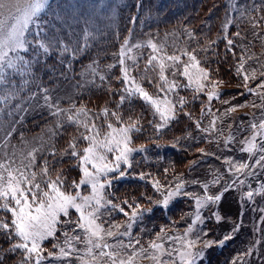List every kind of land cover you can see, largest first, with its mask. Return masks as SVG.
Segmentation results:
<instances>
[{"label": "snow or ice", "instance_id": "snow-or-ice-1", "mask_svg": "<svg viewBox=\"0 0 264 264\" xmlns=\"http://www.w3.org/2000/svg\"><path fill=\"white\" fill-rule=\"evenodd\" d=\"M231 11L239 13L236 20L229 18ZM75 19L72 5L65 8L50 0H0V112L12 118L8 130L0 137V238L8 245L4 248L0 244V252L5 254L0 256V264H5L6 257L15 253H19V259L14 264H141L142 261H148V264H197L206 250L225 246L242 227V223L234 222L230 232L219 239H209V231L199 225L213 217L219 223L223 217L217 211H211L210 216L204 217L202 213L205 210L219 205L225 193L243 187L249 177L255 179L258 186L251 188L249 184L250 190L240 199L264 198V182L259 180L264 176V62L251 54V40L237 45L228 35L229 25L235 22L239 27L240 21L247 20L253 29V38L260 40L264 48V3L238 7L234 0L228 2L222 24L223 39L227 51H233L234 47L241 49L236 65V75L242 77L237 87L244 89L240 95L251 94L256 99L244 104H230L225 100L223 103L230 106L219 114L212 111L211 104L220 97L217 88L225 82L213 79L209 68L203 66L198 56L199 52H208L216 41L209 40L205 46L190 48V43L197 41L198 37L189 29L182 33L188 39L179 46L175 40L170 45L167 36L160 41L149 36L144 41L133 42L129 30V36L111 54L114 63L101 67L98 62L100 52H97V59H92L79 73H75L80 77V89L104 86L109 95L119 94L115 108L105 104L95 111L83 101L77 105L71 96L67 97L68 106L63 107L61 101L64 97L54 96L55 88L45 86L39 73H49V81L60 77L67 80L74 73L73 61L90 47L88 38L95 39L87 30L83 32V43L78 37L74 38L75 32L66 34L65 27H71L70 20ZM231 35L241 41L246 39L240 31ZM145 49L150 50L146 57ZM53 55L56 63H47V58ZM250 60H255L259 67L251 68L248 65ZM117 67L119 75H110ZM178 77L187 82L182 83ZM112 80L120 87H113ZM146 85L155 91H150ZM33 87L37 91H33ZM179 89H191L194 99L200 94L207 97L200 110V118L210 117L209 123L206 126H202L199 120H194V123L196 129L205 134V141L216 143L221 153L232 151L230 145L237 143V135L230 132L221 140L216 135L220 133L223 136L218 124L232 118L238 108L254 110L247 122H241L236 129V133L248 132L238 141L239 152L246 154L247 158L237 160L231 155L222 157L204 148L197 149L203 156H215L226 165L231 181L222 185L223 175L219 169L212 172V179L208 181H188L182 174L168 180V169H165L166 182L162 183L149 173H141L139 178L148 179L160 197L154 199L141 193L149 204L167 207L174 198L183 195L194 201L195 208L194 212L181 217L182 220L190 219L182 233L169 234L167 226H164L144 242L140 236L133 235V227L152 208L142 207L136 198L115 202L108 191L114 179L126 175L127 168L132 166L133 154L146 151V145L135 144L133 135L143 131V114L125 117L122 105L127 102L130 111L136 100L149 106L152 116L158 121L152 119L147 123L155 130L156 137H162L163 130L176 119L178 110H183L188 103L185 96L179 95ZM41 100L42 104L39 103ZM32 108L46 109L52 124L44 135L34 138L35 143L23 137L22 146L12 143L16 126H22L24 113ZM17 115L19 119H15ZM184 115L193 119L191 112H184ZM4 127L5 121L0 119V129ZM68 127H73L75 132L70 134L66 146L58 149L57 138ZM228 127L232 128V125ZM157 147L162 145L157 144ZM57 156L75 160L74 167L80 174L78 180L72 179L69 183L64 169L55 170L53 176V161ZM196 163L191 162L189 167ZM189 184L198 185L203 194L185 191ZM215 185H221L218 194L211 191ZM258 210L264 214V208ZM114 214H122L125 219L117 221ZM260 220L264 221V215ZM255 231L264 233V226L254 225ZM50 240L54 241L51 247H45V242ZM262 240L264 236L234 258L231 264H248L245 258L253 255L255 244Z\"/></svg>", "mask_w": 264, "mask_h": 264}, {"label": "rangeland", "instance_id": "rangeland-1", "mask_svg": "<svg viewBox=\"0 0 264 264\" xmlns=\"http://www.w3.org/2000/svg\"><path fill=\"white\" fill-rule=\"evenodd\" d=\"M139 1L143 2L145 5H148L149 7L150 5L153 6L156 5L159 11L163 10L164 12L160 14H155L145 11L142 17L136 18L138 23H134L133 21H131V19L128 18V15H130L132 8H134V6H136L137 2ZM262 1L263 0H234V2L238 5V7H246L248 5L259 6L263 3ZM50 2L55 5H61L62 7L65 8L68 5H72L75 9L77 19L70 20L71 27H67V26L65 27L66 34L71 35L73 34V32H75L74 38L78 37L79 42L83 43L84 42L83 32L87 30L93 33L95 39H92L91 37L88 38V44L90 47L88 48L87 51H85V53L82 56H79L77 60L73 61L74 73L70 74L67 80L64 79L63 77H60L54 81H49L48 79L49 73H44V72L39 73V76L41 80L44 82L45 86L49 88H55V91L53 93L54 96L64 97V99L61 101L63 107L68 106L67 97L71 96L74 100H76L77 105H79V103L83 101L87 104L89 108L95 111H99L105 98H108L105 87L102 86L99 89L91 88V87L80 89L78 87V81H80V77L75 73H79L81 69L84 66H86L92 59H97L98 51L95 48L96 45L99 46L100 56L98 58V62L101 64V67H103L106 64L115 62L111 54L116 52L119 46H116L115 50L109 51L110 50L109 47H102L100 45L99 43L100 40H102V38H106V40H104L103 42L104 44L109 43L110 40H112L113 43H115L114 40H118L117 36L120 35L119 32L122 31L125 27H127V30L131 31L130 40L133 42L144 41L149 36L155 37L157 41H160L167 36V42L170 45L175 40L177 42V45L179 46L188 39L185 35H182L184 30L187 29L186 27L179 26L177 28L168 29L166 32L165 31L162 32L163 29H158V27L151 26L152 24L150 25L152 30H149L150 26H146V25H149V19L151 20L152 18L159 19L158 21L162 22L165 29L168 27L167 20L169 18H172L180 11L181 8L187 5L188 6L197 5L196 3L198 2V0H50ZM222 3L223 0L220 2V4ZM209 4L210 5L212 4L213 9L217 7L215 0H210ZM57 11H59V9H57ZM233 14L234 15L229 16V18L236 20V18L239 16V13L233 11ZM202 16L203 13L199 15L198 19H200V21L197 22L195 26H200V25L204 26L203 28L204 30L206 29V25L205 23L201 22V20L203 19ZM86 20L89 22L85 23ZM158 21L157 24L159 26ZM242 23L248 24L247 20H243L239 22V26ZM231 25H234L236 28H238L235 22ZM231 25H229V28L231 27ZM237 31H240L241 35L246 37V39L241 41V43L247 44L248 41L251 40L253 44V47L251 49V54H254L256 57H259L260 60L264 62V55H262V53H264V48L260 47L261 46L260 40L253 38L252 35L253 29L250 26L247 27L246 25H244L241 27V29H237L236 32ZM199 32H202L200 35L202 39L207 38L205 30ZM242 32L245 34H243ZM116 33H118L117 36ZM169 33H175L176 35L175 36L168 35ZM216 36L217 35L215 36L213 35L209 38L215 40L216 43L220 44L219 50H222L223 48L226 49V41L223 39V34L218 37ZM110 37H114L115 39L113 40ZM108 38L109 40H107ZM124 38L125 37H123V39ZM198 46H196L193 42H191L189 45L190 48H195ZM215 46L216 44L212 45V48L210 49L208 55H203L206 52L198 53L199 58L202 59L203 66H205L204 63L208 61L211 63L212 68H220L219 66L216 65L215 58L217 57L216 56L217 51ZM171 50H172L171 48L168 49L169 52H171ZM149 51L150 50L147 49L143 50L145 57L148 55ZM53 56L55 57V55ZM47 59H52V56L48 57ZM248 65L251 68L259 67V64L255 60H250L248 62ZM110 75H119V68L117 67L116 69H114ZM178 79H183L184 82H187L183 77H178ZM97 83L100 82L97 80ZM112 86L118 88L120 87V84L117 83L115 80H112ZM32 90L37 91L35 87H33ZM25 94L27 93H22V95ZM39 103L42 104L43 101L41 100L39 101ZM244 103H245L244 100L240 102L239 101L233 102V104H244ZM24 106L28 107L27 104H25ZM227 107H229V105H227L226 108ZM253 111L254 110L250 107L238 108L232 114V118H226L224 120L225 123H223V127H226L228 130V133L227 135L224 136V138L227 137L230 132H232L237 135V143L230 145L232 151L229 152L225 150L224 153L221 154L222 157L231 155L234 159L237 160L247 158L246 154L239 152L238 149L240 147V144L238 143V141L240 139H243L244 136L248 135V132L245 131L244 133H236V129L237 126L241 124V122H245V123L247 122L248 118L252 115ZM24 116L25 119L23 121L22 126L17 125L16 131L13 133L12 136V143L20 146H22L21 137H23L24 140L30 143H35L34 138L44 135V131L46 130V128L50 126L53 122L52 118L48 115L46 109L32 108L27 113H24ZM37 118H41V121H44V125H42L37 132L28 133L30 127H33L34 125L35 127L40 125L41 122H39ZM0 119H3L5 121V127L3 129H0V137H2L5 134V132L8 130V127L11 125L12 118L7 117L5 112H0ZM15 119H19V115H17ZM229 124L232 125V128L228 127ZM60 143H58V146H60ZM212 148L213 147L208 146V149H212ZM134 158H132V162H136V158L135 159ZM40 159H42V156L40 157ZM249 163H251V161H249ZM133 166L134 165H132L130 168L134 169ZM217 169H219V172L223 175V180L221 181V185L225 181L228 182L231 181V177L229 176L228 172L225 170L226 165H223L221 163V160H217L215 156H203V155H201L200 158L197 159V163L193 165V168L190 171V173H192L191 176L189 178H184V179L188 181L192 179L208 181L212 179V172H214ZM134 172L137 176H139V173H137L135 170ZM54 175H55V170L53 171V176ZM79 175L80 174L77 173L75 178L76 180L79 179ZM114 180H118V179H114ZM259 180L261 182H264V176H260ZM249 184H251V188H255L258 186L256 180L249 177L248 183H246L243 187L230 189L227 193L224 194L222 202L219 205H213L211 206L210 209L205 210L202 213L204 217H208L211 215V211H217L223 217V220H221L219 223H217V221L213 217L212 219H206L204 225H199V227L203 228L205 231H209V236H208L209 239H219L225 233L230 232L234 222L241 223L242 221L245 222L248 221L250 225L246 226L242 222V227L235 234L232 240L227 242L225 246H213L212 248L206 250L205 256L200 261H198L197 264H231V261H233L234 258L240 256L242 253L247 251L249 247L252 246L256 240H259L261 239L262 236H264V233L262 232L259 231L254 232V225L264 226V221L260 220L261 215L264 214H262L258 210L259 208H264V198L257 196L252 201H246L240 199L243 193L250 190ZM221 185L212 186L211 191L213 193L218 194L217 190L221 188ZM85 187L86 186H82V188ZM147 189L148 192L155 193L150 183L148 184ZM184 190L188 192H196L201 195L203 194V189H201L198 185L189 184ZM84 194H87V191H85ZM110 198L113 199L112 197ZM114 201L116 202L117 200ZM142 207H147V206L143 204ZM160 207H162L163 210H160L158 208V210H156V212L153 213V211L155 210L152 209L151 212H146L143 214L142 220L137 222V224H135L133 227V235H138L142 238L144 242H147L149 239L154 237L156 233L160 231L161 227L164 226H167V231L169 232V234H173V235L180 234L187 227V224L190 223V219H183V220L181 219V217L185 214L184 210L186 211V213L195 211L194 201L190 200L188 197L183 195L174 198L167 207H163V206ZM253 209H257V210L253 211ZM241 211H243V215H241ZM114 218L117 221H123L125 219L122 216V214H114ZM248 230H252V233L250 235L248 234L249 232ZM53 242L54 241L51 240L46 241L45 247L50 248L51 243ZM7 246L6 247L4 246V248H7ZM263 247H264V240H262L260 244H255V250L253 252V255L247 256L245 258L248 264H253V263L264 264ZM15 254L18 255L17 257H19V253H15ZM0 256H4V253L0 252ZM45 264H47V262H45ZM141 264H148V261H142Z\"/></svg>", "mask_w": 264, "mask_h": 264}, {"label": "trees", "instance_id": "trees-1", "mask_svg": "<svg viewBox=\"0 0 264 264\" xmlns=\"http://www.w3.org/2000/svg\"><path fill=\"white\" fill-rule=\"evenodd\" d=\"M209 1L210 0H198V2L196 3L197 5H187L181 8L176 15L167 20L168 27L165 29L162 22L158 21L159 19L153 18L152 20L149 19V25L146 26H150L152 24L151 26L158 27V29H163L162 32H166L168 29L171 28L184 26L187 29L192 30L194 35L198 37L197 41H193L196 46H205L207 45L209 40H212L209 37L213 35H217L216 37H218L223 34L222 24L225 21V13L229 2V0H223V3L220 4L222 0H219V2L218 0H215L217 7L213 9V6L212 4H209ZM262 2L264 3V0ZM145 11L155 14H160L164 12L163 10L159 11L156 5H150L149 7L148 5H145L143 2L139 1L137 2L136 6L132 8L130 15H128V18L131 19V21H133L134 23H138L136 18L142 17ZM201 13H203V19L201 20V22L205 23L206 25V29L204 30L206 31L205 33L207 35V38L205 39H202V37L200 36L202 32H199L204 31V26H195L196 23L200 21V19L198 18ZM233 15V11L228 13V16ZM157 21L159 23V26L157 24ZM244 25L249 27L248 24L242 23L238 28H236L234 25H231L228 30V35L236 41L237 45L241 44V40H239L235 36H232L231 34L235 33L237 29H241V27ZM151 26L149 30H152ZM257 31H260V29H257ZM119 33L120 35L116 33V36L118 35V40H114V37H110L115 41V43L110 40L109 43L104 44L103 42L104 40H106V38H102V40H100L99 42L100 45L102 47H109V51L115 50L116 46H120L123 37H128L126 35H129V30H127V27H125ZM107 40H109V38ZM219 47L220 44L216 43L215 48L217 51V57L215 58V60L216 65L220 68H212L211 63L208 61L204 63L205 67L209 68L213 79H220L225 82L224 84L220 85L217 89V91H219L221 94L220 97L218 99H214L211 104L212 111L217 112V114L222 112L227 105L230 106V104H233V102H240L243 100L249 101L251 99H256L251 94L240 95V93L244 92V89L242 87H237V84L242 81V77H238L236 75V65L238 58L241 54V49L239 47H235L233 48V51L229 52L225 48L219 50ZM95 48L99 52V46L96 45ZM209 52L210 50L204 53L203 55H208ZM46 62L49 64H54L56 63V59L54 56H52V59H47ZM179 80L182 83H186L183 79ZM146 87L152 92L155 91V89H153L149 85H146ZM178 92L179 95L185 96L187 98L188 103L185 105L183 110H178V115L176 119L171 121L170 124L163 130L162 137H156L154 134L155 130L152 128L151 125L147 123L148 120L152 119H157L158 121V118H154L152 116L149 106L145 105L142 101L136 100L131 106L130 111L127 102L122 105V110L125 117H127L129 114H132L134 116L141 113L143 114V131L133 133V135L135 137V144L146 145V151L134 153L133 158H136V162H132V165H134V169L127 168L126 175L123 178L113 180L111 188L108 189V191L111 193V197L113 198V200H117L116 202L123 201L125 199L131 200L133 198H136L141 203V206H143L144 204L147 207H153L152 209L155 210L153 211V213H155L158 208L160 210H163V208L158 205L149 204V201L145 198V196L141 195V193H144L146 194V196H152L154 199H159L158 194L154 192H148V179L141 180L139 176L135 174L134 170L139 173V175L141 173H149L151 174V177L159 179L161 180V182L163 181L164 183L166 182L165 169H168V180H173L174 175L182 174L183 178H189L191 176L192 173H190V171L193 168V166L189 167L191 161H197V159H199L202 155L200 152L197 151L198 148H204L206 149V151L214 152L217 155L222 154L218 151L217 144L207 143L203 138L205 134L200 133L195 127L194 120H199L202 126H206L209 123L210 117H205L204 119L200 118V110L202 107H204L205 103L207 102V97L203 94H200L199 98L194 99L193 92L191 89H179ZM107 95L108 98H105L102 106L107 104V106L114 109L116 102L119 100V94L109 95L107 93ZM232 97H235V99H232ZM225 100L230 101V104H224L223 101ZM184 112H191L193 119H189L187 116H185ZM37 120L41 122L40 125L36 127L35 125L33 127H30L28 133H35L40 129L42 125H44V121H41V118H37ZM218 127L222 129L223 136H220V133H217L216 135L222 140L224 136L227 135L228 130L226 127H223V124H218ZM64 132L65 133H63V135L57 138L58 149H62L66 146L70 134L74 133L75 129L73 127H68L64 130ZM177 138H180L179 143H176ZM58 143H60V146H58ZM157 144L162 145V147H157ZM173 144H176V146L173 147ZM208 146L213 148L208 149ZM49 159L51 160L52 157H49ZM75 163V160H72L70 158H60L59 156H57L56 160L53 161V167L54 170L64 169V175L68 178L69 182L71 183L72 179L76 178L77 173L79 174L78 168L74 167ZM124 167L125 166L122 165V168ZM184 212L186 213L185 210ZM242 222L246 226L250 225L248 221ZM248 231V234L250 235L252 233V230ZM0 244H3V247L7 246V243L4 242L2 238H0ZM17 256L18 255L16 254H9L6 257L5 264H14V262L19 259V257Z\"/></svg>", "mask_w": 264, "mask_h": 264}, {"label": "bare ground", "instance_id": "bare-ground-1", "mask_svg": "<svg viewBox=\"0 0 264 264\" xmlns=\"http://www.w3.org/2000/svg\"><path fill=\"white\" fill-rule=\"evenodd\" d=\"M124 189H125V187H124Z\"/></svg>", "mask_w": 264, "mask_h": 264}]
</instances>
